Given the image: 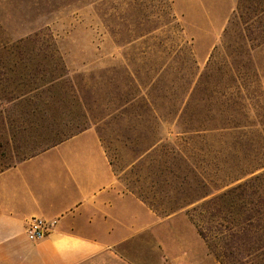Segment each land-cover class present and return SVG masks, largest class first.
Segmentation results:
<instances>
[{
    "label": "rangeland",
    "instance_id": "374dc122",
    "mask_svg": "<svg viewBox=\"0 0 264 264\" xmlns=\"http://www.w3.org/2000/svg\"><path fill=\"white\" fill-rule=\"evenodd\" d=\"M160 1L0 0V172L86 129L98 134L122 187L156 201L191 192L197 178L264 164V44L239 57L220 47L237 0H169L180 30L150 40L140 24L149 14L156 23ZM53 55L61 62H48ZM146 97L158 115L239 127L189 142L145 122L153 115ZM165 131L170 140L140 156L147 144L139 139ZM202 201L158 208L164 264L178 256L220 264L187 216Z\"/></svg>",
    "mask_w": 264,
    "mask_h": 264
},
{
    "label": "crops",
    "instance_id": "0c3cea01",
    "mask_svg": "<svg viewBox=\"0 0 264 264\" xmlns=\"http://www.w3.org/2000/svg\"><path fill=\"white\" fill-rule=\"evenodd\" d=\"M32 218L53 224L35 243ZM164 222L122 187L93 129L0 172V264H164Z\"/></svg>",
    "mask_w": 264,
    "mask_h": 264
},
{
    "label": "trees",
    "instance_id": "16d2710c",
    "mask_svg": "<svg viewBox=\"0 0 264 264\" xmlns=\"http://www.w3.org/2000/svg\"><path fill=\"white\" fill-rule=\"evenodd\" d=\"M160 7V15L156 23L149 14L146 21L140 24L144 32L142 36L150 35L148 37L150 40L154 37L151 35L155 31L160 30V33L166 35L176 32L178 28L180 30L172 11V2L161 0ZM150 8H153V5L150 4ZM263 44L264 0H237L228 26L222 35L220 47L222 49L232 48L235 51L234 57H239L244 49L252 51ZM53 56L48 59V62L55 60L61 62L60 57ZM202 77H205V74ZM145 103L153 113L145 119L147 124L151 126L167 124L172 128L168 134H182L189 142L193 140L206 141L212 131H231L239 127L229 125L227 128L223 124V127L210 128L206 125L210 121L207 117L199 121L190 115L186 116L185 112L158 115L155 102L151 98L146 97ZM166 133L165 131L163 134L165 137L162 135L157 140L151 138V135L139 139V142L147 144L140 156L157 143L169 141L170 138L166 137ZM261 169H264V164L242 169L227 179L206 181L204 178H197L191 192L176 194L172 199L161 194L156 201L155 197L148 199L142 194L131 192L156 213H158V208H162L161 213H169L177 208L181 209L183 206L203 200L188 211L187 216L194 224L200 238L207 244L210 252L216 255L220 264H264V190L262 189L264 172L254 175ZM191 173L196 177L200 172L194 173L193 170ZM175 178L179 177L175 175ZM241 180L243 181L239 182ZM215 193L218 194L214 195Z\"/></svg>",
    "mask_w": 264,
    "mask_h": 264
},
{
    "label": "built area",
    "instance_id": "2783aa9c",
    "mask_svg": "<svg viewBox=\"0 0 264 264\" xmlns=\"http://www.w3.org/2000/svg\"><path fill=\"white\" fill-rule=\"evenodd\" d=\"M52 223H49L41 218H32L27 221L26 236L32 243L44 239L52 228Z\"/></svg>",
    "mask_w": 264,
    "mask_h": 264
}]
</instances>
